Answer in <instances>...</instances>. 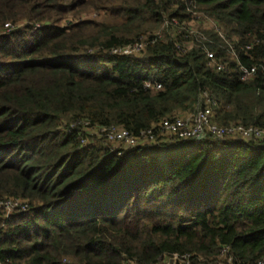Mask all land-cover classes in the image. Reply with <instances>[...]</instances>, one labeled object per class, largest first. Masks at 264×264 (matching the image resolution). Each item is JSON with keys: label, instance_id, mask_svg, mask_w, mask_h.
I'll return each mask as SVG.
<instances>
[{"label": "trees", "instance_id": "obj_1", "mask_svg": "<svg viewBox=\"0 0 264 264\" xmlns=\"http://www.w3.org/2000/svg\"><path fill=\"white\" fill-rule=\"evenodd\" d=\"M75 9L114 21L60 26ZM204 93L218 126L264 131V0H0V199L28 204L0 208V264L264 258V137L161 136Z\"/></svg>", "mask_w": 264, "mask_h": 264}, {"label": "built area", "instance_id": "obj_2", "mask_svg": "<svg viewBox=\"0 0 264 264\" xmlns=\"http://www.w3.org/2000/svg\"><path fill=\"white\" fill-rule=\"evenodd\" d=\"M207 58L212 59V54L207 53ZM220 70L219 67L216 68ZM240 79L246 80L255 73L254 67H241L239 70ZM156 86L155 89H159ZM205 106L196 114H182L178 117L164 119L159 123L161 136L164 138H173L178 140H188L191 138L201 139L206 136L218 140H224L231 137H239L242 139H261L264 137V131L253 127H243L241 125H232L227 128L218 126L214 121V110L212 99L207 93L203 94ZM103 135L108 143L114 144L115 148L132 149L146 142V136L142 138L134 137L123 128H110L103 130ZM149 132V131H148ZM102 134L100 136H103ZM153 139L152 135L148 136ZM1 202V206L9 210L7 205L10 203ZM12 206V205H11ZM255 264H264V258L259 259Z\"/></svg>", "mask_w": 264, "mask_h": 264}, {"label": "rangeland", "instance_id": "obj_3", "mask_svg": "<svg viewBox=\"0 0 264 264\" xmlns=\"http://www.w3.org/2000/svg\"><path fill=\"white\" fill-rule=\"evenodd\" d=\"M85 20H90V21L96 22V23H100V22L110 23V22L114 21V19L108 18L103 11L97 12V11H93V10L75 9L74 12H70L63 19H61L58 22V24L60 26H66L68 23H76L77 21H85ZM189 25L195 30L198 28H202V29L205 28L208 30V29H212V26H213L211 21L209 19L203 18L201 14L194 15L193 18L190 19ZM166 29L168 30V28L163 26L161 28V30H160V28H157L156 32H161L163 34L164 32L167 31ZM178 116H180V114L176 113L175 117H178ZM90 140H91L90 143L94 144L99 139L97 137H91ZM97 143H98V141H97ZM172 149L173 150H172L171 154L173 156H179L181 154L180 153L182 151L181 146H175ZM153 150H155L156 152H160V153H165L167 151L166 148H162V147L156 148ZM2 200H4L6 203H10V205H7L9 210L6 208H3L1 206ZM26 205L28 206L27 201H23L20 198L15 199L12 197H9V198L6 197L3 199H0V208H3L1 214H3V217H6V214H8V213L10 215V214L15 213L19 210L26 209ZM217 261H218V264H229V260H228V258H226V256L224 254H220L217 257ZM180 262H182V260L180 258H178L177 256H172V257L165 256L159 262V264H170V263H180Z\"/></svg>", "mask_w": 264, "mask_h": 264}]
</instances>
